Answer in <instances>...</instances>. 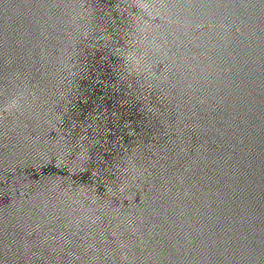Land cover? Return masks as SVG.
Listing matches in <instances>:
<instances>
[{
    "label": "water",
    "instance_id": "95a60500",
    "mask_svg": "<svg viewBox=\"0 0 264 264\" xmlns=\"http://www.w3.org/2000/svg\"><path fill=\"white\" fill-rule=\"evenodd\" d=\"M0 264H264V0H0Z\"/></svg>",
    "mask_w": 264,
    "mask_h": 264
}]
</instances>
